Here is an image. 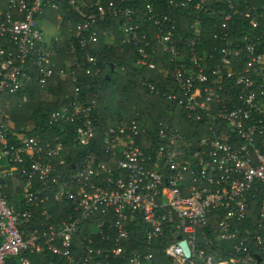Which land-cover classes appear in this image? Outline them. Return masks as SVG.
<instances>
[{
	"label": "built area",
	"instance_id": "built-area-1",
	"mask_svg": "<svg viewBox=\"0 0 264 264\" xmlns=\"http://www.w3.org/2000/svg\"><path fill=\"white\" fill-rule=\"evenodd\" d=\"M127 1L68 0L65 7L63 0H0V264H33L29 256L45 249L68 264H156V243L171 264H264V52L256 32L264 3L240 8L237 0H169L170 7L192 11L190 53L179 47L185 37L176 36L174 14L148 3L143 21L154 24L155 39L171 54L178 89L162 96L182 108L169 110L155 127L147 119L103 125L98 142L102 112L77 87L50 116L51 125L76 124L75 142L87 149L77 163L68 161L59 136L30 135L27 124L11 118L5 95L26 101L35 78L99 77L98 56L90 47H99L93 28L108 17L121 20L122 42L136 47L137 63L154 67L147 61L149 32L134 22L137 10ZM63 9L82 20L70 28L75 59L60 65L62 30L47 41L38 16L53 17L62 28ZM203 11L224 15L222 31L214 34L224 43L216 53L201 55ZM235 17L247 19L249 30L231 39ZM113 32L103 33L106 43H112ZM44 92L57 98L43 85ZM66 201L77 215L56 227L48 203ZM39 214L44 221L34 222ZM85 223L95 224L94 234L109 245L94 246L90 233L77 249L74 237ZM223 241H232L235 251L219 260L215 247Z\"/></svg>",
	"mask_w": 264,
	"mask_h": 264
},
{
	"label": "trees",
	"instance_id": "trees-1",
	"mask_svg": "<svg viewBox=\"0 0 264 264\" xmlns=\"http://www.w3.org/2000/svg\"><path fill=\"white\" fill-rule=\"evenodd\" d=\"M87 1L89 4L95 2V0ZM245 2L247 4H263L264 0H237L236 4L240 5V8H243ZM148 3H154L156 9L159 11L166 10L174 14L177 22L176 36L185 37L183 42L179 44V47L186 53H190L187 41L188 38L191 39L194 36L190 29L193 23L190 8L170 7L169 0H128L126 4L135 7L137 10L138 15L134 19V22L140 23L142 29L149 32L146 41L148 42V46H146L148 53L147 61L153 63L154 67L150 65L142 66L137 63L138 54L136 47L131 43L122 42L124 34L119 28L121 20L108 17L107 23L99 21L97 26L93 28L99 37V47H90L91 51L98 56L101 67L99 77L92 79L85 74H80V79L74 81L72 78L53 76L44 82L35 78L27 89L28 98L26 101H22L15 94L5 95L11 100V104L7 109L13 121L19 126L27 124V133L30 135L37 132L44 139L59 136L63 140L65 147L69 150V154L67 155L68 161L77 163L85 156L87 149L78 146L75 142V135L77 136L76 124H50L51 114L73 98L77 87L80 88L82 96L86 100L91 101L92 99H96L98 104L97 108L102 112L99 116L100 127L96 131L98 142L104 137L105 128H103V125L108 127L118 122H130L132 119H147L155 127L158 120L165 117L169 110L182 108L178 102H169L162 96V93L165 91H177L178 89L171 75L173 71V64L170 62L171 54L165 52L162 45L155 39L154 24L147 23V25L143 21V12ZM63 4L65 7L69 5L68 0H63ZM214 7L216 9L227 10L226 5H214ZM62 12L65 15V19L62 23L61 30L63 39L59 43L60 52L57 58L60 65L75 59L74 55L70 53L71 43L75 39L70 28L74 30L77 23L82 20L76 13L70 17L65 12V9ZM200 14L203 20L202 35L200 42H198L197 51L201 55L208 52L216 53L215 49L221 46L224 40L215 39L214 34L222 31L224 15L220 13L215 14L212 11H203ZM69 21H71L70 24L68 23ZM248 24L247 19L235 17L233 22L229 24L231 30L229 38L236 39L240 37L245 30H249ZM108 30L114 31L112 43H106V37L103 35ZM256 32L261 37V45L259 48L264 52V11L263 17L261 18V26ZM144 82L155 85L157 90L151 92L148 85H144ZM43 85L48 87L50 93L57 96L56 101H51L41 95V87ZM179 95L181 94L179 93ZM175 126L177 129L182 128H180V124L178 123ZM187 126L191 127L190 124ZM48 206L50 213L53 215L51 222L56 227L68 219L70 215H77V212H75L73 205L69 201L63 203L51 202L48 203ZM254 206L255 211L253 210L252 212L253 217L257 213V205ZM44 218V216L39 214L35 215L33 220L34 222H40V220L44 221ZM96 229L95 224H82L74 237V246L77 249L81 248V245L87 242V237L90 233L93 234L94 246L104 247L109 245L94 234L97 231ZM134 237L132 246L137 247V239L140 237L139 233ZM215 248L221 255L219 260H225L235 251L232 241H223ZM154 253L156 264H171L170 259L163 254L160 243L155 244ZM29 258L33 264H68L65 259H61L58 255L47 249L42 254L30 255ZM14 264H18L17 260Z\"/></svg>",
	"mask_w": 264,
	"mask_h": 264
},
{
	"label": "rangeland",
	"instance_id": "rangeland-1",
	"mask_svg": "<svg viewBox=\"0 0 264 264\" xmlns=\"http://www.w3.org/2000/svg\"><path fill=\"white\" fill-rule=\"evenodd\" d=\"M38 27L45 34L47 41H52L54 37L61 34V25L55 21L53 17L47 18L44 16H38ZM44 97L49 100L51 98L57 99L47 92H44Z\"/></svg>",
	"mask_w": 264,
	"mask_h": 264
},
{
	"label": "water",
	"instance_id": "water-1",
	"mask_svg": "<svg viewBox=\"0 0 264 264\" xmlns=\"http://www.w3.org/2000/svg\"><path fill=\"white\" fill-rule=\"evenodd\" d=\"M180 245L183 247V249H184L186 255H187V256H191V251H190V248H189V246H188L187 241L183 240V241L180 243ZM258 257H259V259H261L260 256H258Z\"/></svg>",
	"mask_w": 264,
	"mask_h": 264
}]
</instances>
